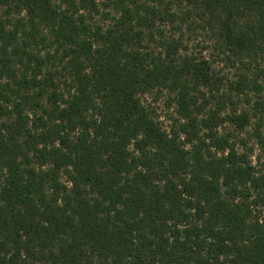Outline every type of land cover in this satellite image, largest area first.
Instances as JSON below:
<instances>
[{"label": "trees", "instance_id": "1", "mask_svg": "<svg viewBox=\"0 0 264 264\" xmlns=\"http://www.w3.org/2000/svg\"><path fill=\"white\" fill-rule=\"evenodd\" d=\"M263 92L264 0H0V264H264Z\"/></svg>", "mask_w": 264, "mask_h": 264}, {"label": "rangeland", "instance_id": "2", "mask_svg": "<svg viewBox=\"0 0 264 264\" xmlns=\"http://www.w3.org/2000/svg\"><path fill=\"white\" fill-rule=\"evenodd\" d=\"M184 37H189V43H188V50L191 51L194 54H199L201 51V54L207 55V51L203 50V45H206V43H202V38L205 37L201 33H197L196 31H190ZM209 57L212 59L213 62L219 61V58L216 54V51L211 49L210 50ZM215 74L216 77L222 78L223 80H231L234 76L235 69L231 66L224 65V64H215ZM237 73V72H236ZM235 73V74H236ZM264 93V92H263ZM141 101L150 107H152L155 111L156 116L158 117V120L161 122V126L165 127L168 125V122L166 120V117L169 112H171V109L168 108V103L171 100V94H169L167 91L162 90H153L151 92H147L145 94H141ZM257 100V97H253L251 95L250 97V103L248 104L244 100L237 101V107H244L245 109H248L249 105L250 107L253 105V103ZM249 107V110H250ZM253 112V110L251 111ZM262 114L260 112H257L255 116L253 117V121H257L259 117H261ZM252 128H247L245 130L246 136L241 132L240 136L245 137L246 145L244 148H246L247 151L250 153L251 160L254 164L257 163H263L264 162V144H260L255 140V138L250 135V131Z\"/></svg>", "mask_w": 264, "mask_h": 264}]
</instances>
